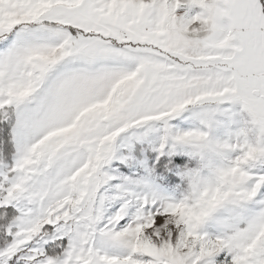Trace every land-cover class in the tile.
<instances>
[{
    "label": "snow or ice",
    "instance_id": "obj_1",
    "mask_svg": "<svg viewBox=\"0 0 264 264\" xmlns=\"http://www.w3.org/2000/svg\"><path fill=\"white\" fill-rule=\"evenodd\" d=\"M0 264H264V0H0Z\"/></svg>",
    "mask_w": 264,
    "mask_h": 264
}]
</instances>
